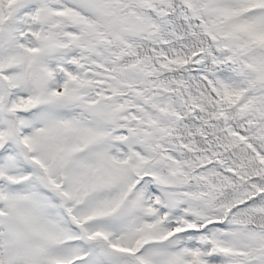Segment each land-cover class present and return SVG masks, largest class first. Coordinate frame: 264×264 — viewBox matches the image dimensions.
Returning <instances> with one entry per match:
<instances>
[{
  "label": "snow or ice",
  "instance_id": "1",
  "mask_svg": "<svg viewBox=\"0 0 264 264\" xmlns=\"http://www.w3.org/2000/svg\"><path fill=\"white\" fill-rule=\"evenodd\" d=\"M0 264H264V0H0Z\"/></svg>",
  "mask_w": 264,
  "mask_h": 264
}]
</instances>
